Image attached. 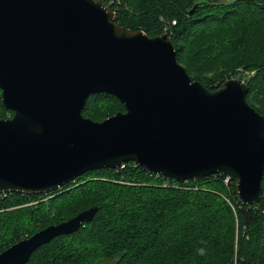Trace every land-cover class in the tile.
I'll use <instances>...</instances> for the list:
<instances>
[{
    "label": "water",
    "instance_id": "1",
    "mask_svg": "<svg viewBox=\"0 0 264 264\" xmlns=\"http://www.w3.org/2000/svg\"><path fill=\"white\" fill-rule=\"evenodd\" d=\"M247 81L210 90L177 62L167 32L115 22L100 0H0V194H44L90 170L133 162L178 182L221 174L237 200L260 199L264 116ZM105 92L124 106L103 120L82 115ZM98 206L49 224L0 252L24 264L41 245L77 231Z\"/></svg>",
    "mask_w": 264,
    "mask_h": 264
},
{
    "label": "trees",
    "instance_id": "2",
    "mask_svg": "<svg viewBox=\"0 0 264 264\" xmlns=\"http://www.w3.org/2000/svg\"><path fill=\"white\" fill-rule=\"evenodd\" d=\"M100 1L131 30L155 36L166 26L177 62L208 89L232 77L246 80V100L264 116V0ZM118 111L123 104L99 92L87 97L82 115L100 121ZM8 114L0 99V118ZM162 181L129 161L87 171L48 193L0 194V252L95 205L90 221L41 245L24 264H264V173L252 205L240 203L235 184L226 186L221 174L167 187ZM230 190L232 205L224 199ZM31 200L37 202L26 205ZM124 205L128 214L118 215ZM30 210L41 222L29 229Z\"/></svg>",
    "mask_w": 264,
    "mask_h": 264
},
{
    "label": "rangeland",
    "instance_id": "3",
    "mask_svg": "<svg viewBox=\"0 0 264 264\" xmlns=\"http://www.w3.org/2000/svg\"><path fill=\"white\" fill-rule=\"evenodd\" d=\"M6 118H8L7 115H6ZM119 167H120V166H119ZM36 202H37V200H31V201H28V203H26V205H33V204H35ZM128 208H129L128 205H124L123 210L118 211V215H120L122 211H123V214H124V215H127V214H128ZM31 212H32V210H30V211L28 212V214L25 215V219H26L27 221H29V222H28V227H27V228H29V229H30L31 227H36V226L39 225L40 222H41L40 219H37V218L33 219V217H36V216L30 214ZM51 215H53V213H52ZM113 241H114V239H109V240H108V242H113ZM113 261H114V259H103V260H101V263H99V264H112ZM55 264H58V263L55 262Z\"/></svg>",
    "mask_w": 264,
    "mask_h": 264
},
{
    "label": "built area",
    "instance_id": "4",
    "mask_svg": "<svg viewBox=\"0 0 264 264\" xmlns=\"http://www.w3.org/2000/svg\"><path fill=\"white\" fill-rule=\"evenodd\" d=\"M175 24V21H171V25ZM166 26L164 27V30L166 32ZM8 117L10 116L9 114L7 115ZM123 166V163L120 165V167ZM162 176V175H161ZM183 182H186V184H188V181L187 180H184ZM177 183H182V182H178L176 181L175 179L173 178H170V177H165L163 176V181L161 183L162 186H174L176 185ZM223 183L226 185V186H230L232 181L229 179V177L227 176H223ZM236 191V190H235ZM4 194V193H3ZM224 199L225 201H227L228 204L232 205L233 204V199L234 197H232L231 195V190H230V195L229 196H224Z\"/></svg>",
    "mask_w": 264,
    "mask_h": 264
},
{
    "label": "clouds",
    "instance_id": "5",
    "mask_svg": "<svg viewBox=\"0 0 264 264\" xmlns=\"http://www.w3.org/2000/svg\"><path fill=\"white\" fill-rule=\"evenodd\" d=\"M202 243H204V242H202ZM198 252L200 255H205L206 254V247L205 246L200 247Z\"/></svg>",
    "mask_w": 264,
    "mask_h": 264
}]
</instances>
